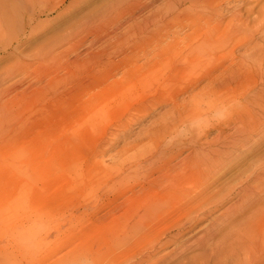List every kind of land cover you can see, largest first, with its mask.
Returning <instances> with one entry per match:
<instances>
[{"label":"rangeland","instance_id":"rangeland-1","mask_svg":"<svg viewBox=\"0 0 264 264\" xmlns=\"http://www.w3.org/2000/svg\"><path fill=\"white\" fill-rule=\"evenodd\" d=\"M178 2L0 0V264H194L204 226L238 199V170L264 165V121L252 120L241 163L208 190L225 198L217 210L160 248L124 227L130 209L115 205L136 204L159 166L147 158L175 164L190 152L181 142L244 134L241 109L264 115V0ZM230 72L216 108H188Z\"/></svg>","mask_w":264,"mask_h":264},{"label":"bare ground","instance_id":"bare-ground-1","mask_svg":"<svg viewBox=\"0 0 264 264\" xmlns=\"http://www.w3.org/2000/svg\"><path fill=\"white\" fill-rule=\"evenodd\" d=\"M185 2L186 0H179L178 5L179 6L183 5ZM263 8H260V10L262 11ZM261 11L260 13H262ZM181 14L175 16L178 21L181 18H185V15H181ZM185 19H186V24L187 25L189 24L193 28L192 24L194 23L189 22V19L187 18ZM213 19H214L213 17L206 18V23H208L209 21ZM216 21L222 22V20L220 19ZM193 31L194 33L199 31V27L197 26V24H195ZM168 36L170 37L171 35L169 34ZM173 36L174 35H172L171 37L173 38ZM177 41L179 42V40ZM161 43L162 42H160V44ZM169 44H172V43H169ZM165 45L167 46V44ZM175 45L176 44H174V47L171 46L172 48L169 46L171 49L175 50V52H173L174 55H176L179 52L178 51L179 48L177 49ZM160 49L158 51L157 50L153 51L152 49L151 51H153L152 53L153 56L159 57ZM162 51H163V48H162ZM144 53H145V50H144ZM165 55L166 54H164V56ZM165 57L166 58H163V57L161 58L163 59L164 62L168 61L170 63L171 58L168 56H165ZM130 60L132 59L130 58ZM170 67L175 68L172 64ZM236 68L238 69V67ZM186 71L187 70L185 69L182 74L183 75L187 74ZM230 73H231L230 74L231 77L230 78L228 77V80H225V81L221 80V82H217L215 80L216 83L214 84V86L213 84H212L213 87L210 86L212 88H210L209 92L210 91L211 92L210 93L207 92L208 94L204 92V94H206L205 96L206 100H203L202 98V100L200 99L199 102L196 101L195 103H191L189 105L190 107L188 108L197 109V108H201L202 105H205L206 107L205 112L207 113H209L210 110L216 108L215 106H216L217 100L215 98H209V96L210 94L214 95L216 93H219V91L220 93H222V90L224 88L225 89L229 88L228 86H230L231 81L234 80L233 77L235 74L234 72H233L234 74H232V72ZM205 74L206 72L200 76L199 80L201 78H204L203 75ZM206 75H210V74H206ZM173 77H175V75H173L172 78ZM113 84H115V82ZM259 108L261 109L262 107H259ZM260 113L254 110L251 111L248 108L241 109V114L237 117L236 123L239 125L240 129L242 128L244 130V134H237L236 136L227 137V135L226 136L223 135L225 134V132H223L222 130V132H219L217 135V137L224 136V138L220 140L200 142L199 137H196L195 139L194 137L193 138L190 137L191 139H194V140H191L190 142L186 144L181 142L180 145L178 144L177 148L179 150L188 148L190 149V152L187 153V155L184 156L183 158L178 159V162H175V164H171V162L174 159H176L177 157L176 155L173 157L165 156L166 157V158L164 157L165 159L164 158L161 159L158 155L151 157V158H147L144 164H149L150 167H152V165L157 160L160 159L159 166H157L156 168L152 167L153 169L150 168L151 170H149L148 173L142 174V180L143 179L144 180L141 183L142 185L141 184H140L141 186L139 185L140 189L138 192L140 194L138 195L132 194V196H130L132 198V200L130 199V201L131 202L134 201L136 204H120V205L116 204L115 205V209H118V208L120 209V207H123L122 209H124L125 205H126L125 208L128 207V209H130L129 210L130 215L128 217H126V215H124V213L122 212L124 215V217L122 218L126 217L123 221V223L125 224L124 227L128 228V226H130V229H134L138 233H140L139 229L143 230V233L141 234H143L144 237H146V239L152 238V241L149 240L147 242H150V245L152 244V246L158 244V248H160L169 243H172L179 236L185 234V232L192 229L194 226H196V224L206 219L210 213L217 210L218 207L222 205L220 203H222V201H224L225 198L224 196H222V192L220 191L219 192L216 191L215 193L208 194V190L211 187L213 188L214 185H216L215 183L219 181V177H221L220 175H222L223 173L226 174L227 172L230 171L231 168L229 167V165L232 162H233L232 163L233 165L239 166L238 164L241 163L240 158L243 155H245V152L247 150H249V147L251 145L250 139L255 138L253 136L256 135V131L253 132L255 128L253 130L251 129L253 127L249 128L251 126L249 123L252 120H257V119L258 121L259 120L264 121V115H262L263 113L262 114ZM190 116L189 118H191ZM189 129L190 127H188V130ZM168 144L171 146L173 145L172 142L171 143L169 142ZM166 147H170V146L166 145ZM154 166H156V164ZM153 172L155 173L157 172V174L153 176L151 179H149V177L151 176ZM237 173H238L237 179L235 178L236 182L231 185L235 187L233 188V191L230 193L237 194L238 199L236 200V202L231 203L232 205L224 209L223 212L220 211L221 213L219 216L222 217L220 221L214 222V223L213 222L208 223L206 226H204L203 228L204 233L202 232L201 236L196 240V243H195V246L199 249V251L194 256L185 258V262H193L194 264H264V165L262 166L255 165L250 168L243 169L241 171L238 170ZM209 175L212 177L211 179L208 180ZM219 216H216V217L214 216V220L218 219ZM122 218H120L121 222H122ZM171 230H175V231H173V233H168V231H171ZM121 232L122 234H124L123 231ZM113 240L115 239L113 238ZM146 244H149V243H146ZM146 244L144 246L148 248ZM138 247L139 246H137V248ZM124 253H126V251ZM146 253L148 254V252ZM138 255H139V252H138ZM149 257H151V255ZM106 261L108 263L107 259ZM138 261H136L135 264H141L139 263L140 261L139 262Z\"/></svg>","mask_w":264,"mask_h":264}]
</instances>
